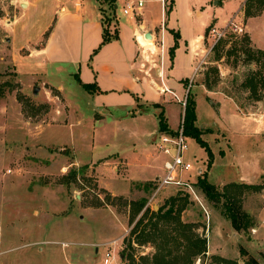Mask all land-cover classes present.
I'll return each instance as SVG.
<instances>
[{
    "label": "rangeland",
    "instance_id": "obj_1",
    "mask_svg": "<svg viewBox=\"0 0 264 264\" xmlns=\"http://www.w3.org/2000/svg\"><path fill=\"white\" fill-rule=\"evenodd\" d=\"M102 2L113 30L114 1ZM246 2L228 0L218 6L213 0H168L166 24L182 35L175 46L174 76L168 85L183 94L180 99L189 90V99L196 98L198 121L205 124L198 126L214 155L208 169V151L187 137L185 158L193 166L186 176L193 185L199 174L208 170L209 180L219 187L238 182L240 175V182L264 186V90L254 94L243 85L261 69L248 53L264 50V6L260 0ZM146 8L161 24L160 3H148ZM20 12L11 0H0V264H104L109 248L117 253L113 264H152L155 242H133L129 248L131 229L146 207L167 209L169 197L179 194L184 198L186 193L174 185L159 188L155 174L138 180L142 170L135 168L136 162L128 176L122 154L131 157L136 150H155L150 142L155 116L149 112L147 117H118L114 112L105 118L77 82L72 66L63 65L58 70L57 65H50L46 77L31 73L27 63L19 67L18 60L29 54V49L13 60V49L2 40L9 32L2 31ZM235 13L243 20L246 32L228 31L213 49L212 28H221ZM170 29L165 40L167 67L171 65L169 48L176 42ZM199 33L206 34L207 58L196 78L184 81V91L175 79L190 75L195 65L185 38ZM146 45L156 47L153 42ZM206 76L210 88L205 84ZM198 84L211 90L212 101H223L224 106L214 107ZM35 86L39 87L37 93ZM163 98L168 102L164 114L175 128L170 129L176 131L182 125L184 106L168 93ZM194 187L200 199L189 194L181 220L188 225L187 234L207 239V251L189 254L183 231L169 225V264H244L251 256L264 264V187L246 191L242 197V209L254 222L247 231H236L222 213V205L207 200L201 189ZM141 199L146 200V206L135 214L130 202Z\"/></svg>",
    "mask_w": 264,
    "mask_h": 264
},
{
    "label": "crops",
    "instance_id": "obj_2",
    "mask_svg": "<svg viewBox=\"0 0 264 264\" xmlns=\"http://www.w3.org/2000/svg\"><path fill=\"white\" fill-rule=\"evenodd\" d=\"M113 1L114 29L111 30V25L109 29L119 36L105 44H101L104 29L102 0H11V3L19 6L22 12L17 14L12 24L2 31L9 32L2 37V40H6V43L13 49V60L20 58L18 54H21V51L29 49V54L25 57L21 56L23 59H19L20 62L17 64L20 67L27 63L28 70L33 74L39 73L46 77L50 65H57L55 67L58 70L63 69V65H69L76 70L77 82L79 77L83 83H95L98 88L96 92L85 90L78 82L93 98L95 110L105 118L114 115V112L118 117H122L123 114L147 117L152 112L155 116V127L150 133L154 135V139L150 142L155 146L153 150L155 154L151 150H144L142 153L136 150L131 157L123 154L122 156L129 170L128 176H131L133 163L136 162L135 168L142 170L141 178L138 180H148L154 174V178L158 179L163 175L160 172L164 173L163 163L166 158L156 149L157 138L160 134L159 109H164L166 113L168 102L163 98L165 94H170L172 100L179 104H181L179 99L183 96L168 85L174 76L172 73L174 62L171 59L169 60L171 65L166 66L167 44L165 40L168 29H170L165 21L167 8L163 6L162 0H143L144 5L141 10L134 14L124 15L125 4L139 0ZM227 1L213 0L218 6L224 5ZM151 2L160 3L161 24L148 14L149 9L147 10L146 7ZM22 3L26 6L22 7ZM120 7H122V13H118ZM196 14L201 16V10L197 9ZM214 20L216 22V18ZM247 28L249 30V26ZM170 31L180 34L179 29L176 28H171ZM147 33H151V39L146 38ZM180 37L182 38L181 34ZM162 40L164 42L163 54L160 52ZM156 41L159 42L158 45ZM146 42L151 44L153 42L156 47L148 48ZM185 43L195 65L190 75L186 77L179 75L175 79V82L178 81L176 84L179 83L184 91L186 90L184 81L191 80L193 77L195 79L202 63L206 61V34L199 33L185 38ZM156 48L159 50L156 51ZM198 86L202 88L203 96L208 98L210 103L215 105L214 107L224 106L223 101L210 99L211 90L206 89L204 84H198ZM164 87H168L176 95L172 92H163ZM159 89L161 91H158ZM154 103L161 104V107H156ZM166 120L169 127L175 129L169 123L167 116ZM197 124L205 126L199 123L198 115ZM145 145L144 149L147 148ZM141 157L143 160H140ZM201 170L202 168H199V171ZM157 172L159 174L156 175ZM242 178L240 175L236 179L240 181L243 180ZM114 254L117 255L116 251Z\"/></svg>",
    "mask_w": 264,
    "mask_h": 264
},
{
    "label": "trees",
    "instance_id": "obj_3",
    "mask_svg": "<svg viewBox=\"0 0 264 264\" xmlns=\"http://www.w3.org/2000/svg\"><path fill=\"white\" fill-rule=\"evenodd\" d=\"M249 1L251 0H247L246 4ZM260 2L264 6V1L260 0ZM171 9L172 7H170V10ZM112 10L115 11L114 2L112 4ZM246 10L247 13H251L250 9L248 10L246 8ZM109 23L110 22H108L107 16L103 9L104 29L103 41L101 44H105L113 39L118 38L119 36L118 34L112 33L110 31ZM174 35L176 42L169 51L171 59H173L175 55V46L178 45V38L180 37V34L178 32H174ZM221 40L222 39L214 44L213 49L218 46ZM244 40L248 41V37H245ZM248 54V58L259 63L261 65V69L255 72L254 76L248 77L243 85L251 90L252 93L257 94L260 88L264 90V50L260 49L256 52L250 51ZM206 77L207 79L205 81V84L210 88L211 83L208 79L209 77ZM77 79L85 90L95 92L98 90L95 83H83L79 77ZM189 94L190 90L187 95L186 106L184 107L183 131L187 137L194 138L202 147L206 148V150L208 151L207 166L208 169H210V166L212 165V162L214 160V155L208 142L202 137L204 131L197 124L196 99H189ZM154 105L156 107H161V104L159 103H154ZM158 118L160 131L175 133L174 130L170 129L167 123L164 109H162V111L158 114ZM195 185H197L201 189L207 200L222 205V213L231 221V225L236 231H247L250 227H253L254 222L252 219V215L248 211L242 209L241 200L246 191H260L264 187L263 185L233 181L219 187L217 184L212 183L209 180L208 170L204 171L203 174H199L198 180ZM184 195V198L179 194L169 197V199H167L165 203V205L167 204V209L161 206L158 211H152L149 207H146L142 216L131 229V238L128 241V247L132 249L133 242H136L137 244L155 242L156 252L152 256V264H169L167 257L171 254L170 250L168 249L171 240L168 238L169 234L167 226L172 225V230L183 231L181 234L184 236L186 242L185 248H187V251L190 252L189 254L197 256L201 253H205L207 251V239L205 237L193 238L189 233L187 234L186 228L188 225L181 220V213L186 209L188 196H190L187 192L184 193ZM145 206V199L133 200L130 202V208L131 210H134L135 214L141 212ZM173 224L175 227H173ZM158 239L160 240V242L157 241ZM241 251L243 255L247 254V251L243 247L241 248ZM128 256L133 258L132 253H130ZM244 264H260V262L256 257L251 256L245 261Z\"/></svg>",
    "mask_w": 264,
    "mask_h": 264
},
{
    "label": "built area",
    "instance_id": "obj_4",
    "mask_svg": "<svg viewBox=\"0 0 264 264\" xmlns=\"http://www.w3.org/2000/svg\"><path fill=\"white\" fill-rule=\"evenodd\" d=\"M163 6L168 7V0H162ZM144 5L143 0L138 2H127L123 8L125 14H134ZM243 20L239 18V14L233 15L224 26L221 28H212V36L215 40L213 43L216 44L220 39L224 38L228 31L235 34H242L246 32L245 26L243 25ZM212 46V47H213ZM151 52L153 50L149 49ZM160 52H164V42L161 41ZM163 92H172L168 87L162 89ZM173 93V92H172ZM174 94V93H173ZM176 95V94H174ZM182 106H186L187 96L179 99ZM183 121L181 120V128L175 131V133L161 132L158 135L156 142V149L159 153L166 156L163 169L164 173L156 179L159 188L166 187L168 185H174L178 188L186 191L190 195L194 196L196 199H200L193 183L187 178L186 174L190 171L193 164L191 161L185 158V152L188 149L187 136L183 131ZM202 204V203H201ZM117 255L114 254L113 249L110 248L106 251L103 263L113 264L117 260Z\"/></svg>",
    "mask_w": 264,
    "mask_h": 264
},
{
    "label": "water",
    "instance_id": "obj_5",
    "mask_svg": "<svg viewBox=\"0 0 264 264\" xmlns=\"http://www.w3.org/2000/svg\"><path fill=\"white\" fill-rule=\"evenodd\" d=\"M25 6H26V4H25V3H22V7H25ZM146 38L151 39V38H152L151 33H147V34H146ZM38 90H39V87H38V86H35V87H34V93H37Z\"/></svg>",
    "mask_w": 264,
    "mask_h": 264
}]
</instances>
